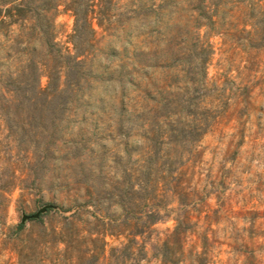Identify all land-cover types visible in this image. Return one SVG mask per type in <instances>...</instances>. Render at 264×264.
I'll return each mask as SVG.
<instances>
[{
    "label": "rangeland",
    "instance_id": "obj_1",
    "mask_svg": "<svg viewBox=\"0 0 264 264\" xmlns=\"http://www.w3.org/2000/svg\"><path fill=\"white\" fill-rule=\"evenodd\" d=\"M141 1L151 12L138 20L120 17L133 2L113 0L108 19L101 28L95 26L99 52L92 65L80 69V93L57 101L62 112L37 119L51 137L31 146L48 148L50 157L35 167L34 176H26L24 162H1L4 169L16 170L20 180L10 195L6 225L14 227L44 210V225L58 229L81 206L75 219L81 232L91 233L103 222L100 213L119 215L115 189L125 179L144 180L149 166L158 163L170 214L153 227L148 248L166 239L178 220L187 245H196L208 264H264V47L244 42L241 26L233 30L240 10L211 35L202 28L201 41L208 40L213 49L204 79V71L184 60L195 43L184 28V13H158L163 0ZM56 23L58 44L71 51V14L60 8ZM168 49L174 54L171 60H166ZM60 73L64 90L66 70ZM45 75L41 69L42 88ZM158 89L166 93V119L149 114ZM219 92L224 106L216 100ZM189 112L204 119L205 134L198 141L187 135L181 142L156 147L148 123H186ZM7 138L2 131L4 146L9 145ZM60 208L72 212L62 214ZM25 223L24 238L40 233V225ZM107 241L118 246L124 239ZM44 248L49 257L51 247ZM17 262L12 246L0 247V264Z\"/></svg>",
    "mask_w": 264,
    "mask_h": 264
},
{
    "label": "trees",
    "instance_id": "obj_2",
    "mask_svg": "<svg viewBox=\"0 0 264 264\" xmlns=\"http://www.w3.org/2000/svg\"><path fill=\"white\" fill-rule=\"evenodd\" d=\"M130 2L135 5H127L120 17L127 19L130 16L139 20L149 16L151 11L141 0ZM163 2L156 10L158 13L171 14L178 10L184 13L187 36L195 40L184 60L204 71V79L207 78L206 69L213 49L208 40L201 41L204 39L199 32L202 28L211 35L222 21L235 18L240 10L239 21H242L233 25V30L237 31L241 26L238 33L247 36L244 42L256 48L264 47V0ZM112 3L113 0H0V247L12 246L18 256L17 264H208L196 245H187L180 229L182 223L178 220H175L176 226L166 239L157 240L148 248L155 235L153 227L165 221L170 214L169 204L165 202L164 182L158 177V163L149 166L144 180L125 179L123 185L115 189L119 193L115 196L119 215L111 218L106 213H100L103 222L91 233L81 232L75 219L80 216L81 206L69 217H64V223L58 229L49 230L41 215L26 221L41 228L40 233L31 232L27 238H24L26 223L14 227L6 225L4 215L10 195L20 180L16 170L10 172L8 168L4 169L1 162H24L28 169L26 176L31 177L35 167L50 157L48 148L31 146V143L44 142L51 137L49 133L45 136L48 129L37 119L62 112L63 105L57 101L71 100L80 93L83 80L78 78L80 69L92 65L99 52L95 26L101 28L108 19ZM60 8L73 18L69 35L71 51L57 42L56 18ZM125 51L123 49L124 54ZM168 52L169 49L166 60H171L174 54ZM61 68L66 70L64 90L60 87ZM41 69L46 73L45 88L40 86ZM120 69L123 89L126 64H122ZM216 95L218 103L224 106L223 94L219 92ZM156 96L158 100L149 109V114L166 119V93L158 89ZM189 113L191 121L186 123H181V119L173 125L159 121L148 123L154 145L178 143L187 135L198 141L206 132V129L201 130L206 128V124L202 117ZM2 131L7 132L9 145H3ZM10 146L12 149L7 152ZM6 172L9 173L7 179ZM94 190V196L98 197V187ZM60 212L68 214L72 211L60 208ZM106 220L109 223H105ZM108 238H122L124 241L118 246H111ZM45 246L51 247L49 257L45 255ZM60 246L62 249H59Z\"/></svg>",
    "mask_w": 264,
    "mask_h": 264
},
{
    "label": "water",
    "instance_id": "obj_3",
    "mask_svg": "<svg viewBox=\"0 0 264 264\" xmlns=\"http://www.w3.org/2000/svg\"><path fill=\"white\" fill-rule=\"evenodd\" d=\"M42 212H44V210H42L41 212H39V213H37V214H35V215L31 216V217H24L22 219V222L21 223H25L26 221H28L30 219H37V218H39V216L41 215Z\"/></svg>",
    "mask_w": 264,
    "mask_h": 264
}]
</instances>
